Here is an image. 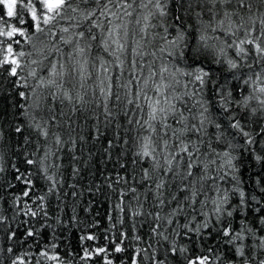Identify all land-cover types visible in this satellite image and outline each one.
Listing matches in <instances>:
<instances>
[{
	"label": "snow or ice",
	"instance_id": "obj_1",
	"mask_svg": "<svg viewBox=\"0 0 264 264\" xmlns=\"http://www.w3.org/2000/svg\"><path fill=\"white\" fill-rule=\"evenodd\" d=\"M0 264H264V0H0Z\"/></svg>",
	"mask_w": 264,
	"mask_h": 264
}]
</instances>
